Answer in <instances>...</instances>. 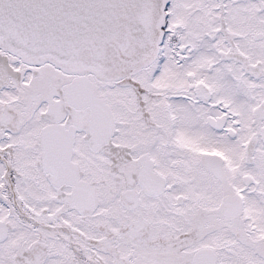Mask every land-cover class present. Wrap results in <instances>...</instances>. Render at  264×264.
<instances>
[{"label":"snow or ice","instance_id":"6c2138e0","mask_svg":"<svg viewBox=\"0 0 264 264\" xmlns=\"http://www.w3.org/2000/svg\"><path fill=\"white\" fill-rule=\"evenodd\" d=\"M0 264H264V0H0Z\"/></svg>","mask_w":264,"mask_h":264}]
</instances>
